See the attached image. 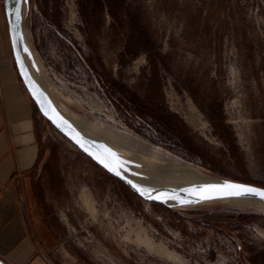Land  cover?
Segmentation results:
<instances>
[{
	"label": "rangeland",
	"instance_id": "374dc122",
	"mask_svg": "<svg viewBox=\"0 0 264 264\" xmlns=\"http://www.w3.org/2000/svg\"><path fill=\"white\" fill-rule=\"evenodd\" d=\"M22 9L32 48L23 52L55 101L85 130L129 137L121 170L137 177L145 156L176 169L168 181L192 167L264 189V0H23ZM50 127L61 171L54 211L81 264H264L263 209L146 202Z\"/></svg>",
	"mask_w": 264,
	"mask_h": 264
},
{
	"label": "crops",
	"instance_id": "0c3cea01",
	"mask_svg": "<svg viewBox=\"0 0 264 264\" xmlns=\"http://www.w3.org/2000/svg\"><path fill=\"white\" fill-rule=\"evenodd\" d=\"M29 97L13 59L0 1V261L81 264L54 211L59 147Z\"/></svg>",
	"mask_w": 264,
	"mask_h": 264
},
{
	"label": "bare ground",
	"instance_id": "6f19581e",
	"mask_svg": "<svg viewBox=\"0 0 264 264\" xmlns=\"http://www.w3.org/2000/svg\"><path fill=\"white\" fill-rule=\"evenodd\" d=\"M10 1H13V0H10ZM19 31H20V49H21L22 57H23V60L26 64V66L30 72V75L32 76V79L34 80L35 84L40 88V90L44 94H46V96H48V98L54 104L55 108L62 115L63 119L72 128H74L76 131H78L86 139H88L89 141L94 143L98 148H100L102 150V152H104V154L107 157H108V155H107L105 149H110L113 153H115V157H108V158L120 170L122 175H124L128 180H130L131 182L140 186L143 189L174 187V188H181V189H188V190L192 189L194 187L199 190L201 188V186H204V185H214V184L222 185L225 182H227V181L220 179L218 177L205 175V174L199 172L198 170L193 169L192 167L191 168L190 167L184 168L183 166H181V167H183L182 169L177 170L178 173L174 174L176 176L175 178L177 179V181H175V180L173 181L172 179H174V178H171V181L170 180L168 181V180H166L167 178L165 179L166 173L172 172V171L176 172V169L172 170V168L170 169V168L162 167V165L155 164V163H157V161L154 158L144 160L145 156H144V158L139 156L138 159L139 160L142 159V161L145 162V165L148 166V169L147 170H139V169L134 168V171L136 172L137 177L130 175L127 172L121 170L118 166V163L122 162V160L126 156L129 155V152H128V150H126V147H125V144H128V142H129V139H128L129 137H127V136L118 137V136H114L112 134L113 136H111L110 138H103L102 136L98 135L95 131H92V130L88 131V130H85L84 128L80 127L75 114H73L72 112H69L64 105L56 102L55 99L50 95V94H52V86H51L50 82L42 74L36 75L34 73L32 67L29 65V62H28V59L26 58V55L23 52V48H26L30 52H32V48H31L30 41H29L28 36H27V32L25 31V29L22 27L21 24L19 27ZM129 159H131V156ZM128 161H130V160H128ZM123 169H125V168L123 167ZM82 198H83L82 199L83 204L87 207V209L89 211L93 212L94 207H93L92 203L90 202L91 200L88 199L89 197L82 194ZM162 201L164 202L165 205H168V206H181V207H183L186 205L192 206L193 204H195V203H191V202H185V201H183L177 197H165L162 199ZM220 201L228 202V203H230L234 206H238V207H251V208L257 207V208H261L264 210V202H259L256 200H250V199H245V198H235V199H225V200H220ZM203 204H208V203H203ZM252 209H254V208H252Z\"/></svg>",
	"mask_w": 264,
	"mask_h": 264
},
{
	"label": "water",
	"instance_id": "95a60500",
	"mask_svg": "<svg viewBox=\"0 0 264 264\" xmlns=\"http://www.w3.org/2000/svg\"><path fill=\"white\" fill-rule=\"evenodd\" d=\"M23 0H4V12L6 16V22L8 26V32L10 37V43L12 48V54L14 63L16 66L17 73L29 95L35 107L42 115V117L55 129L59 134H61L65 139H67L71 144L76 146L81 152H83L89 159H91L97 166L103 169L105 172L110 174L112 177L120 181L124 184L133 194L139 197L141 200L150 203H158L164 204L162 201L165 197H177L185 202H191L195 204H203V203H212L225 199H235V198H245L250 200H256L259 202H264V199H260L256 196H225L216 192H208L204 195H207L209 198H202V194L197 191L195 193L187 191L188 189L174 188V187H162L156 189H146L150 195H141L139 191H137V187L140 186L134 184L130 180H128L120 170L112 163V161L102 152L100 148H98L94 143L86 139L82 136L78 131L72 128L62 117V115L55 108L52 101L44 94L40 88L35 84L30 72L23 60L21 49H20V31L19 27L21 24L20 16L22 12ZM17 9H19V18L17 17ZM42 94V95H41ZM59 125V126H58ZM78 134V135H77ZM75 137V138H74ZM77 139H79L84 147H81L79 143H77ZM87 148L88 151L84 149ZM104 159L105 163L109 165V167L116 169L119 171L120 175H117L115 171H110L109 167H105L104 163L100 162V159ZM233 184V183H232ZM134 185L136 187H134ZM244 185V184H239ZM250 186V185H246ZM255 187V186H250ZM258 188V187H255ZM143 189V188H141ZM262 189V188H258ZM0 264H3L0 261Z\"/></svg>",
	"mask_w": 264,
	"mask_h": 264
},
{
	"label": "snow or ice",
	"instance_id": "6c2138e0",
	"mask_svg": "<svg viewBox=\"0 0 264 264\" xmlns=\"http://www.w3.org/2000/svg\"><path fill=\"white\" fill-rule=\"evenodd\" d=\"M17 17L19 18V9H17ZM25 51H27L26 48H25ZM76 142L79 143L81 145V147H84L83 143L79 139H77ZM84 150L88 151L87 148H85ZM105 151H106L108 157H115V153H113L110 149H105ZM97 159H100V157H97ZM100 162L104 163L105 167H109V165L107 163H105L104 159H100ZM109 170L115 171L117 175H120L119 171H117L114 168L109 167ZM134 187H136V186L134 185ZM137 191H139L141 195H146V196L150 195L146 189H141V188L137 187ZM187 191H190L193 193L199 191L202 194V198H209L207 195H204L208 192H216V193H219V194H222L225 196H248V195H251V196L259 197L260 199H264V189H258V188L250 187V186H246V185L232 184L229 182H225L222 185H219V184L204 185V186H201V188L199 190L194 187V188L189 189Z\"/></svg>",
	"mask_w": 264,
	"mask_h": 264
},
{
	"label": "trees",
	"instance_id": "16d2710c",
	"mask_svg": "<svg viewBox=\"0 0 264 264\" xmlns=\"http://www.w3.org/2000/svg\"><path fill=\"white\" fill-rule=\"evenodd\" d=\"M120 182V181H119ZM121 183V182H120ZM122 184V183H121ZM123 186H125L124 184H122ZM126 187V186H125ZM127 188V187H126Z\"/></svg>",
	"mask_w": 264,
	"mask_h": 264
}]
</instances>
